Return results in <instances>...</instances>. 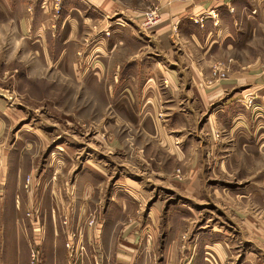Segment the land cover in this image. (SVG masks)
I'll return each mask as SVG.
<instances>
[{
  "label": "rangeland",
  "instance_id": "obj_1",
  "mask_svg": "<svg viewBox=\"0 0 264 264\" xmlns=\"http://www.w3.org/2000/svg\"><path fill=\"white\" fill-rule=\"evenodd\" d=\"M40 1L32 9L30 0V11L43 43L21 51L0 44V264H101L111 257L103 253L106 247L113 250L124 239V233H115L117 225L122 228L129 217L127 222L137 225L133 230L141 227L147 208L108 212L120 169L133 168L146 182L166 186L169 177L182 182L183 164L193 159L206 181L205 195L195 211L174 222L181 229L173 233L175 249L168 246L172 240L162 218L151 264H188V233L192 237L205 229L233 233L238 252L252 247L264 263V101L247 94L244 123L233 122V113L223 123L216 119L213 139L210 126L204 127L208 115L203 116L195 129L200 141L191 143L188 158L177 161L149 138L151 127L139 130L129 124L122 105L113 107L117 98L138 95L108 92L112 84L140 85L139 79L114 81L113 61L127 55L113 48L118 29L133 19L141 36L152 35L164 17L176 20L172 5L191 0H119L112 14L74 9L91 6L87 0ZM258 4L257 30L252 17L257 13L251 10ZM240 5L244 13L237 16L238 30H229L228 43L214 49L208 85L229 79L235 71L257 74L243 83L244 89L264 78V0H241ZM205 15L197 21L218 19L215 12ZM173 31L181 38L177 24ZM123 176L125 181L132 174ZM112 230L115 235L107 238L105 233ZM209 251V263L216 264L213 249Z\"/></svg>",
  "mask_w": 264,
  "mask_h": 264
},
{
  "label": "crops",
  "instance_id": "obj_2",
  "mask_svg": "<svg viewBox=\"0 0 264 264\" xmlns=\"http://www.w3.org/2000/svg\"><path fill=\"white\" fill-rule=\"evenodd\" d=\"M87 2L92 5H81L74 9L82 13L86 12L87 7L97 8L96 10L101 13L112 14L116 11V3L120 1L87 0ZM32 3L33 9L36 5L35 0H32ZM240 3L241 0H216L213 4L212 0L177 2L172 5V8L175 7L177 10L171 12L177 13L176 20L164 17L163 22L153 30V36L149 34L141 36L140 27L133 19H126L127 26L123 25L117 31V42L113 48H118L119 53L127 55L119 63L109 58L110 63L113 61L115 66L117 64L114 70V81L117 83L119 78L126 77L133 82L139 79L140 85L117 87L112 84L109 94L127 95L130 92L132 95H138L132 96L133 98L124 96V99L120 98L119 101L117 98L113 107L122 105L125 117L131 122L129 124L138 127L139 130L151 127L153 130H146L149 138L153 139L155 145L169 152V155L177 161L183 157L188 158L191 154L189 153L191 143L200 141L195 129L200 125L201 119L208 115L207 120H204V127L210 126L209 132L213 139L217 130V124L214 123L216 119L219 123H223L227 115L233 113L236 115L233 122L244 123V116H246L244 98L248 96L247 94H255L256 100L258 95L262 103L264 101V78L259 79L256 82L257 85L251 89L243 88V83L250 78L253 80L257 75L255 73L253 75L239 73L241 75H238V71H235L229 79L207 84L210 77L211 58L215 56L214 49L225 43L229 30H238L240 23L237 16L244 13V7ZM31 7L30 0H0V44L9 47L8 51L10 48L21 51L24 47L29 49L35 46L39 41L43 43L44 38H37L35 34L36 19L35 14L30 11ZM260 7L258 4L251 10L257 13L255 16L251 15L255 19L254 24L257 30L260 12H262ZM208 12L218 14V19L211 20L207 16ZM169 13L167 9L165 15L168 16ZM189 14H191L190 18H188ZM200 14H206L205 17H209L210 20L206 19L207 21L203 23L197 21ZM174 24L178 26L177 37H181L179 39L175 38ZM233 24L235 28L232 27ZM222 36L224 37L221 38ZM134 50L136 51L128 55ZM252 90H256L255 93ZM255 104L260 105L258 102ZM160 112L163 113L162 118L158 116ZM203 116L205 117L202 118ZM261 122H264V119H261ZM176 141L180 142V145H176ZM183 166V173L186 175L184 180L181 182L169 177L165 183L166 186L146 182L143 176L138 175L141 173L133 168L120 169V184L115 182L113 184L114 192L109 194L107 202L108 212L114 209L115 213L117 209L125 213L126 206L134 207L135 210L137 206H140L138 210L141 211L145 204L147 208L142 214L141 227H135V231L133 228L137 225H133V222L128 223L129 217L127 219L124 217L126 220L122 228L119 224L117 225L119 229L115 233H124V239H121V242L116 241L117 244L113 246V250L106 247L103 253L107 252L105 254L109 253L111 257H107L106 261L101 260V264L153 263L156 258L154 248L159 245L157 238L163 217L166 218L165 225L168 232L166 235L172 240L168 246L177 247L178 241L173 240L174 234L176 231L179 233L181 229L178 231L177 226L174 228V222L182 221V216L190 215L195 211L194 207L198 205V199L205 195L206 191V181H202L198 163L193 159L184 163ZM100 170L105 173L103 169ZM92 173L95 174L94 171ZM123 174H132V176L124 181ZM163 191L167 192L168 196H165ZM115 233L112 230L105 235L110 238ZM145 234H148L150 239L145 240ZM232 234L216 233L211 229L193 233L192 237L191 233H188V264H210L208 261L210 249H213L212 253H215L212 257L216 264H264L259 252H254L252 247L246 248L247 252L244 254L238 252L237 245L231 240ZM138 235L142 238L140 241L137 240ZM249 254L251 259H248ZM161 262H164L163 258Z\"/></svg>",
  "mask_w": 264,
  "mask_h": 264
},
{
  "label": "bare ground",
  "instance_id": "obj_3",
  "mask_svg": "<svg viewBox=\"0 0 264 264\" xmlns=\"http://www.w3.org/2000/svg\"><path fill=\"white\" fill-rule=\"evenodd\" d=\"M55 162V161H54Z\"/></svg>",
  "mask_w": 264,
  "mask_h": 264
}]
</instances>
